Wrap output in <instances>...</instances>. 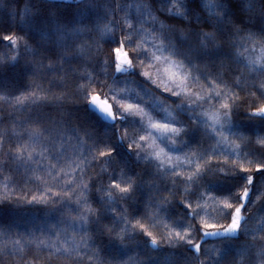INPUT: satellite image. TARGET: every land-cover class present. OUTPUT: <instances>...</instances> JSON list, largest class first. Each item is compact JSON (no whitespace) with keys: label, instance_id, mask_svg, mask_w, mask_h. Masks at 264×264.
<instances>
[{"label":"snow or ice","instance_id":"snow-or-ice-1","mask_svg":"<svg viewBox=\"0 0 264 264\" xmlns=\"http://www.w3.org/2000/svg\"><path fill=\"white\" fill-rule=\"evenodd\" d=\"M0 113V264H264V0H0Z\"/></svg>","mask_w":264,"mask_h":264},{"label":"trees","instance_id":"trees-1","mask_svg":"<svg viewBox=\"0 0 264 264\" xmlns=\"http://www.w3.org/2000/svg\"><path fill=\"white\" fill-rule=\"evenodd\" d=\"M133 16H135L134 11H133ZM145 27L151 29L153 26L149 22V23H146L145 24ZM146 46H148V45H146ZM126 50L127 51H131V48L126 49ZM137 79L140 80V81L143 80L142 77H138V76H137ZM146 86L149 87V88H151L156 95L168 96V94L162 93L159 89H156L154 85L147 84ZM0 115H4V113H0ZM0 179H3V177L0 176ZM96 195H98V194H96L95 192H93V196L95 197ZM140 211H143L142 205L140 206ZM37 216H39L40 218L34 219L31 222L26 223V224H21V226L18 229V231L24 232L25 229H27L29 231H32L34 229L35 230H38L40 228H46L50 224H52L55 221H58L60 219L59 214H57V213H53L51 216L44 215L42 213H37ZM2 224H3V214L0 213V226H2ZM16 230L17 229H14V231H16ZM37 235H39V231H37Z\"/></svg>","mask_w":264,"mask_h":264},{"label":"rangeland","instance_id":"rangeland-1","mask_svg":"<svg viewBox=\"0 0 264 264\" xmlns=\"http://www.w3.org/2000/svg\"><path fill=\"white\" fill-rule=\"evenodd\" d=\"M167 94V93H166Z\"/></svg>","mask_w":264,"mask_h":264}]
</instances>
